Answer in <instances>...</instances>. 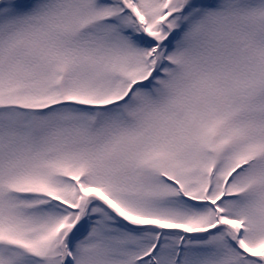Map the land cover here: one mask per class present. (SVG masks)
Returning <instances> with one entry per match:
<instances>
[{"label":"snow or ice","instance_id":"6c2138e0","mask_svg":"<svg viewBox=\"0 0 264 264\" xmlns=\"http://www.w3.org/2000/svg\"><path fill=\"white\" fill-rule=\"evenodd\" d=\"M0 264H264V0H0Z\"/></svg>","mask_w":264,"mask_h":264}]
</instances>
